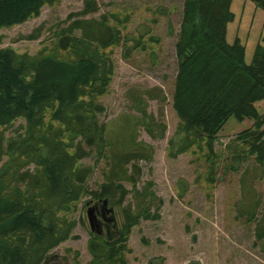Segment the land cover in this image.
<instances>
[{
    "label": "trees",
    "instance_id": "1",
    "mask_svg": "<svg viewBox=\"0 0 264 264\" xmlns=\"http://www.w3.org/2000/svg\"><path fill=\"white\" fill-rule=\"evenodd\" d=\"M60 1L0 0V31L37 18L42 8ZM83 1L79 12L54 25L53 42L35 55L0 47V264H48L50 252L67 241L78 224L67 215L88 196L117 206L123 221L113 241L90 232L88 264H126L125 242L131 229L141 220L158 217L150 208L156 200L153 183L136 186L142 175L139 161H149L151 150L137 143L113 150L98 117L105 111L99 99L107 95L114 71L110 50H126L128 43L130 51L146 46L141 38L123 36L119 26L110 23L116 21L110 13L86 19L98 13L99 6L95 0ZM248 1L264 11V0ZM233 2L185 0L175 42L171 101L179 145L172 155L192 147L204 151L210 185L215 184L218 158L214 144L230 119L252 122L225 146L231 162L252 157L264 176V40H229L228 28L237 19ZM43 31L46 26L41 24L19 39L35 41ZM2 38L0 34V45ZM134 99L142 115L137 121L152 134L155 124L145 121L149 115L143 98ZM17 120L23 124L16 128ZM174 143L171 139L172 147ZM92 156L93 165L81 163ZM100 160L105 164L103 181L94 191L88 180ZM248 173L243 172L239 181H250ZM123 182L132 186L131 191ZM127 195L132 202L123 206ZM250 204L237 212L254 223L255 238L264 242V208L258 216V200Z\"/></svg>",
    "mask_w": 264,
    "mask_h": 264
},
{
    "label": "rangeland",
    "instance_id": "2",
    "mask_svg": "<svg viewBox=\"0 0 264 264\" xmlns=\"http://www.w3.org/2000/svg\"><path fill=\"white\" fill-rule=\"evenodd\" d=\"M95 1L99 11L86 19H98L110 13L116 16V21L110 23L119 26L123 36L129 40L141 38L146 46L144 50L130 51L132 43H128L126 50L122 46L110 50L114 71L107 95L99 99L105 111L98 117L105 125L113 150L130 149L135 143L151 150L149 161H139L142 175L136 186L141 189L147 181L153 183L151 190L156 200L150 208L158 217L141 220L131 229L125 242L129 249L124 255L126 264H264V242L255 238L254 223H248L247 216H239L237 212L242 206L249 208L255 199L259 204V216L264 208V176L252 157L232 163L225 147L252 122L238 123L230 119L220 131L214 144L218 158L213 185L207 181L209 171L202 156L204 151L192 147L187 153L172 155L179 145V138L175 137L178 118L171 101L177 72L175 42L185 0ZM83 3V0H62L56 6H45L39 17L1 30L0 47L35 55L53 42L51 29L54 25L65 20L69 13L79 12ZM232 7L237 19L228 28L229 40L235 36L251 44L264 40V11L256 10L248 0H234ZM41 24L46 26V31L39 39H19ZM247 52L249 56L252 53L250 49ZM134 97L143 98V108L149 115L145 121L155 124L152 134L137 121L142 115ZM22 124L23 121L17 120L15 127ZM11 132L9 135H13ZM171 139L175 140L173 147ZM94 160L92 156L81 163L93 165ZM104 168V160L98 161L88 180L91 190L96 191L103 181L101 171ZM246 171L252 182L251 192L250 181H239ZM123 185L131 191L129 183L123 182ZM89 200V196L82 198L76 212L67 215L78 224L71 237L50 252L49 262L52 257L56 264H88L91 261L86 246L91 234L84 209ZM131 200L127 195L123 206ZM113 210L118 229L123 222L122 215L117 206H113Z\"/></svg>",
    "mask_w": 264,
    "mask_h": 264
},
{
    "label": "flooded vegetation",
    "instance_id": "3",
    "mask_svg": "<svg viewBox=\"0 0 264 264\" xmlns=\"http://www.w3.org/2000/svg\"><path fill=\"white\" fill-rule=\"evenodd\" d=\"M104 200L105 199H99V200H89V206L87 207V203L84 206V209H87L89 207H92V211L94 213V215L96 216V221H95V225L91 231V226L89 223V231L92 234H95L99 237H103L109 241H113L114 238L117 237L118 233H117V227L116 226V221H115V216H114V221H111V215L108 214L107 212V208H110V204L109 202H107V204H104ZM113 208V207H111ZM88 221V219H87ZM50 264H56V262H54V258L52 257L50 262ZM48 263V264H49Z\"/></svg>",
    "mask_w": 264,
    "mask_h": 264
},
{
    "label": "water",
    "instance_id": "4",
    "mask_svg": "<svg viewBox=\"0 0 264 264\" xmlns=\"http://www.w3.org/2000/svg\"><path fill=\"white\" fill-rule=\"evenodd\" d=\"M107 199L104 200V204L106 205L107 204ZM87 207L89 206V202L86 204ZM108 214L111 215V221H114V210L113 208H107L106 209ZM87 219H88V223H90V226H91V231L95 225V221H96V216L94 215L93 211H92V207H89L87 209ZM116 227V226H115Z\"/></svg>",
    "mask_w": 264,
    "mask_h": 264
}]
</instances>
